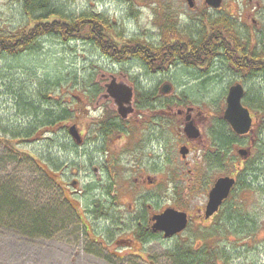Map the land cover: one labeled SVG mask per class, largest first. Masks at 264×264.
I'll return each instance as SVG.
<instances>
[{"label":"rangeland","instance_id":"1","mask_svg":"<svg viewBox=\"0 0 264 264\" xmlns=\"http://www.w3.org/2000/svg\"><path fill=\"white\" fill-rule=\"evenodd\" d=\"M50 1L64 16L98 14L105 20L106 39L102 37L98 45L84 37L65 42L57 34H48L17 55L0 53V138H11L12 132H27L40 124L38 120L43 116L30 113L29 101L57 113L75 108L66 121L67 130L64 127L44 133L39 140L16 138L11 141V151L0 142V264H178L175 252L185 247L199 250L202 245L216 253L206 264H264V193L249 184L239 195L233 190L219 218L202 225L194 207L201 206L209 174L197 185L161 178L159 205L176 199L177 203H190L193 210L184 233L171 239L143 238L139 242L133 235L134 225L125 215L131 201L128 191L135 188L134 178L142 167L148 171L161 167V175H169L170 179L181 170L180 165L165 161L155 166L149 163L152 150L159 147L155 145L156 137L161 145L167 141L170 149L175 143L169 141L168 129H158L150 116L136 108L137 93H158L164 82H170L172 90L160 100H173L176 105L182 101L179 103L184 110L187 106L198 108L201 126L222 133L228 149L237 140L222 121L232 84L242 83L249 104L257 96L259 104L253 105V110L260 111L258 120L264 116V72L238 70L244 42L264 58V0H224L216 10L207 8L203 0H195L192 10L185 0ZM221 15L236 20L243 39H237V51H225L229 57L226 60L222 52L208 53L206 49L203 57L197 56L204 63L194 67L179 62L157 67L149 59L159 57V51L138 57H127V52L123 60L108 52L110 47H126L132 39H160L163 46L168 48L172 43L178 48L182 43L172 39L174 34L195 37L203 31L210 36L214 31L208 28V19ZM30 18L24 0H0L2 34L16 31ZM103 45L108 49L103 50ZM263 65L258 62V67ZM112 77L132 86L135 111L123 122V131L104 136L98 127L102 121H121L113 101L101 98L104 84ZM72 125L82 136L81 144H76L68 133ZM232 154V150L228 152L229 157ZM255 164L250 162L244 168L250 172L251 167L252 174L262 176L264 167L257 170ZM224 172L233 173L228 160ZM112 184L116 190L109 189ZM175 184L179 187L177 193L171 189ZM115 191L124 207L113 206L109 192ZM69 202L78 209L77 215ZM229 215L233 216L230 222L226 220ZM240 219L251 228L250 234L235 231L240 225L233 228L234 223Z\"/></svg>","mask_w":264,"mask_h":264},{"label":"flooded vegetation","instance_id":"2","mask_svg":"<svg viewBox=\"0 0 264 264\" xmlns=\"http://www.w3.org/2000/svg\"><path fill=\"white\" fill-rule=\"evenodd\" d=\"M192 1L195 6L196 1ZM249 1L251 2L253 0ZM203 2L205 6H207V8H210L205 3V0H203ZM193 7H190V9L192 10ZM178 34H174V37H176L172 39H176V41L180 43H188V41L192 38V36L184 37L183 35L178 36ZM152 43L154 44V46H156V48H159L161 41L159 39V41H153ZM191 50L192 49H188V51ZM176 51L183 52V48H176L171 46L170 48L166 49V52L169 53H173ZM154 53H156V51H154ZM151 60H154V58H151ZM238 70L242 71L240 69ZM167 83L171 84L170 82ZM238 83L242 84L240 81H238ZM164 96L165 95H161L159 88L158 93H156V95L153 97V99L155 100V106H153L152 109L150 107L141 108V112H145L146 115L150 116L149 118L152 119L151 123L155 124L158 129L160 127L162 129H168L170 132L169 141L174 142L175 145L173 149H170L167 141H165V143L161 145L160 139H158L159 137H156L154 139L155 145L156 147L157 145L159 147H157V149L154 148V150H152L153 154L149 160V163L155 166L165 161V164L180 165L181 170L178 176L170 179L169 175H161V170L163 169L161 167H153L154 169L152 171H148L146 167H142L139 171L140 174L138 175V177L134 178L136 186L133 190L129 189L128 191V193L131 195V201L128 202L129 210H127L128 212L125 213V215L127 221H131L134 225L132 227V231L136 233H134L133 235H136L137 237L144 236V239L146 240L149 238L153 239L157 237H163L167 239L179 237L182 235V233H184L192 218L191 213L193 210L189 208L191 205L190 203H177L176 199H173V201H170L168 204H164L163 206L159 205L160 201L158 200V197L161 196V193L159 192L161 178H167V180L169 179L168 181H190L191 184L194 183V185H197V181H203L206 175L209 174L208 177H210V179L205 182L204 197L201 206L194 207L195 212L202 220V225L211 224L212 221L219 218L222 211L224 210L225 202L228 201V198L233 190H238L239 195V193L241 194L242 192H244L246 187L248 188L249 184V187L257 188L260 192L264 193V169L261 170L263 175H260L261 178L259 181L258 178L260 176L252 174L251 167L250 172L248 171V169L244 168L245 166H249L247 164H249L250 162H256L255 166L257 167V170L262 169V167H264V116L262 115V117H260L261 120L257 119V112L260 113V111L255 112L253 110V105H255V102H253L252 100H256L255 98L251 100V104L246 103L244 91L241 104L243 108L247 109L249 112L251 118V125L249 127L248 132L243 135L235 134L231 130L237 140L236 143H234V145L228 149L224 142L222 133H220L219 131H215L214 128H203L201 126L199 122V114L201 112L198 108L194 106H187L184 110L182 108L183 102L179 101L182 103L178 102V104L176 105L175 102H172L169 104H165V107L161 109L160 99ZM188 109L190 110L188 111ZM125 120L120 121L122 125ZM222 121L226 123L223 117ZM188 124L191 125L193 131H186V125ZM172 150L173 155L171 154ZM231 150L233 151V154L229 157L228 152H230ZM240 152H242V154H240ZM225 160L231 162L233 171L232 174L224 172ZM109 175L112 177L111 173ZM225 176L234 178V186L232 187V190L228 197L224 199L219 205L217 211L214 212L211 216L205 217L206 206L209 200V193L213 188L215 182L219 178ZM112 188L116 190L117 187L112 184V186L110 185L109 189L111 190ZM171 189L172 192L177 193L179 187L177 184H175ZM145 191H150L151 194L149 195L151 196H149ZM109 193L110 197L113 199L111 200V202L115 209H117L116 207H124V205L121 204L123 202V199L121 202L119 194L116 191L113 193ZM143 198H146L145 202H141ZM152 206H157L158 208L153 209ZM168 207L176 211L185 212L187 214L188 222L184 230L170 235L169 237H164L163 232L153 231V225L155 223L154 217L162 213L164 209ZM137 210L140 211V213ZM137 240L139 242H142L140 239ZM129 241L131 240L120 239V242L128 243Z\"/></svg>","mask_w":264,"mask_h":264},{"label":"trees","instance_id":"3","mask_svg":"<svg viewBox=\"0 0 264 264\" xmlns=\"http://www.w3.org/2000/svg\"><path fill=\"white\" fill-rule=\"evenodd\" d=\"M24 6L28 13L31 15L29 21L16 29V31L10 32L9 34H2L0 32V53L8 54V55H17L24 50H28L33 48L39 37L44 35H52L57 34L61 40L68 42L74 39L84 37L89 43H97L99 45V41L102 37L106 39V30H105V20H103L98 14H81L79 17H69L64 16L58 10H56L55 5L51 3L50 0H24ZM33 13H37L36 16H33ZM209 27L214 31L210 36H205V32L199 33L197 36H192V38L188 41V43H182L181 47L185 52L176 51L173 53L163 52V49H168L161 44L159 48H156L152 42L143 43L140 39H132L127 44L126 47H117L108 50L109 54L113 55L115 59H125V55L127 53V57L131 55L138 57L139 55L147 56L149 52L159 51V57L156 56L154 58V64L159 67L160 65H169L172 62H179L187 67L195 66L196 64L204 63V60L198 61L199 55L201 57L206 53L207 49L208 53H212L213 51L216 53L222 52L225 60L228 57V54L225 53L226 50L233 48L234 51H237L238 48V40H243L240 37V32L236 25V20L231 19L227 16H218L216 18H209ZM207 28V29H208ZM1 30V29H0ZM176 29H173L175 31ZM2 31V30H1ZM209 31V30H208ZM4 32V31H2ZM219 32V33H218ZM81 33V34H80ZM216 37V38H214ZM221 40V43L218 41ZM226 40L230 43H226ZM235 43H234V42ZM234 44H233V43ZM106 43V42H105ZM233 44V45H232ZM103 50H107L108 47L103 45ZM177 48V47H176ZM223 48V50H222ZM102 49V48H100ZM192 49L190 53L186 50ZM201 49V50H200ZM240 55L243 58L242 65L238 67L242 71H247L249 74L255 71L264 72V65L258 67V62H263L264 58H261L259 54L250 49L249 42H244L242 44ZM162 51V54L160 53ZM229 51V50H228ZM157 53V55H158ZM125 54V55H124ZM165 55L166 57H161ZM244 56V57H243ZM245 56H248L245 58ZM151 60V57L149 61ZM233 61V60H231ZM146 63V62H145ZM159 65V66H158ZM151 64L148 62V69ZM98 91L93 92V95H96ZM92 93V91L90 92ZM156 95V92H143L137 93L135 96L137 108H146L150 107L152 109L155 103L153 97ZM257 97V96H256ZM252 100L257 105L258 100ZM247 101V98H245ZM174 102L173 100L163 101L160 100L161 109L165 107V104H169ZM247 103V102H246ZM259 104V103H258ZM28 109L30 113L34 114L35 117H39V115L43 116L42 119L38 120L39 125H35L33 129H30L27 132L22 133V131L11 133V138H0V142L3 143L10 151L13 150V146L11 144L12 140L16 138L25 139L27 137H34L37 140L41 139V136L44 133H54L60 128H64L66 121L71 119V114L75 111V108H64L60 109L57 113L54 109L47 108L43 110L39 106L35 105L33 102L28 103ZM258 107H261L258 105ZM121 122L118 123L115 118L110 120H104L100 123L99 132L104 136H110L113 134H117L120 131H123L121 127ZM36 128V129H35ZM67 130V126L65 127ZM35 129V130H34ZM63 191V190H62ZM68 201V200H66ZM71 211L77 215L78 212L76 210V206L72 203H68ZM233 216H228L226 220L230 222ZM232 221V220H231ZM231 224V223H230ZM236 225H240L238 229L235 228ZM242 225V226H241ZM233 228L235 231L250 234L251 228L248 225H245L243 220H239V222H235ZM142 240L143 237H137ZM146 238V237H145ZM209 247V246H208ZM216 253L213 248H207V246H201L199 250L192 249L191 247H185L181 251H177L174 253L178 264H206L211 263L214 259ZM219 255V253H218ZM226 259V258H225Z\"/></svg>","mask_w":264,"mask_h":264},{"label":"water","instance_id":"4","mask_svg":"<svg viewBox=\"0 0 264 264\" xmlns=\"http://www.w3.org/2000/svg\"><path fill=\"white\" fill-rule=\"evenodd\" d=\"M186 1L189 7L192 8L194 6L192 0ZM222 1L205 0V3L213 9H217L220 7ZM104 88L105 92L101 97L111 99L120 117L122 119L128 118L134 111L132 86L125 82L117 81L115 77H112L109 82L104 84ZM160 90L161 93L166 94L171 90V86L165 83ZM243 94L244 89L240 83L231 85L225 99L226 108L223 113L224 120L228 122L231 129L238 135L247 133L251 125L249 112L241 104ZM186 131H193L191 125H186ZM68 132L77 144L82 142L79 130L75 125L70 126ZM233 185L234 179L230 177H221L215 182L209 193L205 217H209L217 211L222 201L228 197ZM154 219L153 231H162L166 237L182 231L187 225L186 213L176 211L172 208H166L161 214L156 215Z\"/></svg>","mask_w":264,"mask_h":264}]
</instances>
